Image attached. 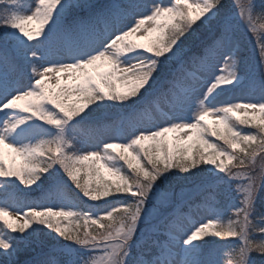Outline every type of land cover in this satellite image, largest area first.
I'll return each instance as SVG.
<instances>
[{"label":"snow or ice","instance_id":"obj_1","mask_svg":"<svg viewBox=\"0 0 264 264\" xmlns=\"http://www.w3.org/2000/svg\"><path fill=\"white\" fill-rule=\"evenodd\" d=\"M0 197V264H264V0H0Z\"/></svg>","mask_w":264,"mask_h":264},{"label":"rangeland","instance_id":"obj_2","mask_svg":"<svg viewBox=\"0 0 264 264\" xmlns=\"http://www.w3.org/2000/svg\"><path fill=\"white\" fill-rule=\"evenodd\" d=\"M165 2H167V0H165ZM165 103H166V101L163 98H158V99H156L154 106L155 105L163 106ZM105 134H106V132L104 130H98V131L93 132V135H95V136H103ZM21 187L23 188V186H21ZM2 198H0V199H2ZM34 198L35 197H32V199H34ZM24 200H25V198L22 196L21 197L12 196L11 199L8 200L7 202L12 203L14 205V207H23ZM29 200H31V199H29ZM7 210L12 213V217H10V219H14L15 212L13 211V208L10 207ZM195 219H198V217H192L189 220L185 221V223L190 226L191 223H193L195 221ZM20 222H22V221H20Z\"/></svg>","mask_w":264,"mask_h":264}]
</instances>
